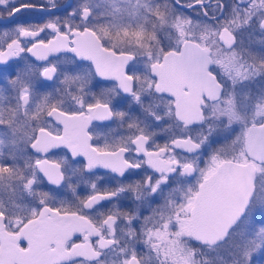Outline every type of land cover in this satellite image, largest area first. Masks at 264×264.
I'll return each instance as SVG.
<instances>
[{"label": "snow or ice", "instance_id": "1", "mask_svg": "<svg viewBox=\"0 0 264 264\" xmlns=\"http://www.w3.org/2000/svg\"><path fill=\"white\" fill-rule=\"evenodd\" d=\"M0 23V264H264V0H0Z\"/></svg>", "mask_w": 264, "mask_h": 264}, {"label": "flooded vegetation", "instance_id": "2", "mask_svg": "<svg viewBox=\"0 0 264 264\" xmlns=\"http://www.w3.org/2000/svg\"><path fill=\"white\" fill-rule=\"evenodd\" d=\"M34 17L31 15V14H26V13H21L19 14V16L17 17V22L18 23H27L29 22L30 20H33ZM7 27H12V25L10 24H5V23H0V28H7ZM97 81H99V83H97L96 85V89L95 90H99L101 87H104L106 82H103L101 81L100 78H97ZM63 154V150H54L52 155L53 157H59L60 155ZM104 173V170H100V174H103ZM228 191H226V189H222L221 190V193H220V199H219V202H218V205H217V208L216 209H226L227 208V199H226V193ZM147 214V213H145ZM264 221V216H257V222H262ZM79 242V241H77ZM214 264H216V261L214 262Z\"/></svg>", "mask_w": 264, "mask_h": 264}, {"label": "water", "instance_id": "3", "mask_svg": "<svg viewBox=\"0 0 264 264\" xmlns=\"http://www.w3.org/2000/svg\"><path fill=\"white\" fill-rule=\"evenodd\" d=\"M226 191H229V189L225 188ZM226 209H216V212L213 216V227L216 232H222L223 228L226 226V223L223 221L222 217L225 213Z\"/></svg>", "mask_w": 264, "mask_h": 264}, {"label": "rangeland", "instance_id": "4", "mask_svg": "<svg viewBox=\"0 0 264 264\" xmlns=\"http://www.w3.org/2000/svg\"><path fill=\"white\" fill-rule=\"evenodd\" d=\"M201 264H204V261H203V260H201ZM216 264H219V262H218V261H216Z\"/></svg>", "mask_w": 264, "mask_h": 264}]
</instances>
